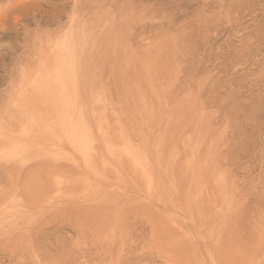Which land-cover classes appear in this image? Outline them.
<instances>
[{
	"label": "rangeland",
	"instance_id": "1",
	"mask_svg": "<svg viewBox=\"0 0 264 264\" xmlns=\"http://www.w3.org/2000/svg\"><path fill=\"white\" fill-rule=\"evenodd\" d=\"M0 264H264V0H0Z\"/></svg>",
	"mask_w": 264,
	"mask_h": 264
},
{
	"label": "bare ground",
	"instance_id": "2",
	"mask_svg": "<svg viewBox=\"0 0 264 264\" xmlns=\"http://www.w3.org/2000/svg\"><path fill=\"white\" fill-rule=\"evenodd\" d=\"M44 164V167L43 168H55V169H58V168H61L62 167V165H56V166H52L51 164L52 163H43ZM41 167H42V165H41ZM4 171H6L5 173H8L9 172V170H4Z\"/></svg>",
	"mask_w": 264,
	"mask_h": 264
}]
</instances>
